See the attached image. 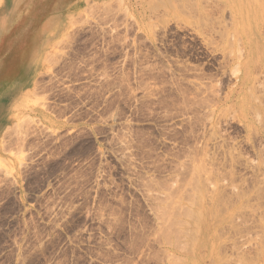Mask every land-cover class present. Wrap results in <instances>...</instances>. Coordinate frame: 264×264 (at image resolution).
I'll return each instance as SVG.
<instances>
[{
  "label": "rangeland",
  "instance_id": "obj_1",
  "mask_svg": "<svg viewBox=\"0 0 264 264\" xmlns=\"http://www.w3.org/2000/svg\"><path fill=\"white\" fill-rule=\"evenodd\" d=\"M20 2L0 10L5 67L32 69L0 134V264H256L264 40L229 1Z\"/></svg>",
  "mask_w": 264,
  "mask_h": 264
},
{
  "label": "crops",
  "instance_id": "obj_2",
  "mask_svg": "<svg viewBox=\"0 0 264 264\" xmlns=\"http://www.w3.org/2000/svg\"><path fill=\"white\" fill-rule=\"evenodd\" d=\"M11 4L12 8H10ZM20 4L21 2L18 3V0H0V10L3 11L5 9L7 12L10 9H17ZM8 23L9 20L6 19V21L1 24L0 28V134L2 133L4 114L9 111L13 102L23 95L25 88L28 86V79L32 75L31 67L29 68L28 65L24 67L22 59L17 61V65L19 64V67L14 69L10 68L13 69L12 72L5 67L6 65L14 63L12 57L9 56L8 50L13 49L15 44L19 41L18 37L8 35V33L3 30L8 28ZM44 28L47 30L48 25L44 26ZM29 42V51L31 50L29 59L32 64L34 59L37 58L38 54H40L41 47H39V38L34 37V34L30 37ZM49 42L50 40L48 36H46L42 45H47ZM7 45H10V47Z\"/></svg>",
  "mask_w": 264,
  "mask_h": 264
},
{
  "label": "bare ground",
  "instance_id": "obj_3",
  "mask_svg": "<svg viewBox=\"0 0 264 264\" xmlns=\"http://www.w3.org/2000/svg\"><path fill=\"white\" fill-rule=\"evenodd\" d=\"M229 3L227 4L235 13H238V18L240 22L238 24V32L241 36L246 37L249 34H253L255 36L252 41L253 45L250 43V49L252 50V55L256 52H259V46H261V40H264V13L262 12L263 9L261 8V0H236V6L231 3V0H227ZM263 25V26H262ZM262 27V31L257 29V27ZM259 42V43H258ZM248 48V41H245L244 46L241 50H243V55H247ZM261 61V60H260ZM241 68H235V73L239 75ZM242 72V70H241ZM253 98V105H252V115L257 121L262 129L264 130V110L262 105V99L258 96L252 95ZM262 124V125H261ZM255 129L257 130L258 127L255 125ZM190 214V212H189ZM188 214V215H189ZM173 233V232H172ZM174 236V235H173ZM176 239V237H175ZM175 241V240H174ZM251 264V263H250ZM256 264H264V253L261 255V258L257 261Z\"/></svg>",
  "mask_w": 264,
  "mask_h": 264
}]
</instances>
